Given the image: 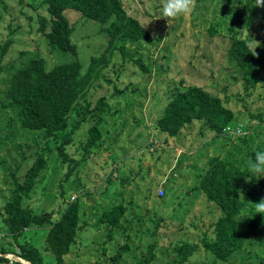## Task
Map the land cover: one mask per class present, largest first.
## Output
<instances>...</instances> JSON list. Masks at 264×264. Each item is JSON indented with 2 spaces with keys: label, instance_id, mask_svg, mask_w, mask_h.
I'll return each mask as SVG.
<instances>
[{
  "label": "rangeland",
  "instance_id": "1",
  "mask_svg": "<svg viewBox=\"0 0 264 264\" xmlns=\"http://www.w3.org/2000/svg\"><path fill=\"white\" fill-rule=\"evenodd\" d=\"M119 1L148 32V42L121 40L112 49L99 23L73 10L65 12L82 70L93 58L100 71L79 103L90 112L102 98L110 108L101 114L100 142L87 152L83 145L94 113L84 120L71 115V126L80 125L65 151L77 165L63 181L67 166L57 159L54 143L46 145L39 135L21 129L17 109L3 99L13 73L30 60L41 59L49 70L74 57L51 49L39 31L40 18L49 20L40 0H0V46L12 40L1 62L7 69L0 74V258L6 260L0 264H10L20 254L18 244L35 248L43 264H56L46 250V229L30 227L14 241L3 223L12 178L22 182L41 150L45 165L24 205L33 215L51 211L56 220L67 204L77 203L79 229L63 264H135L149 256L150 244L154 258L148 264H177L174 248L183 242L198 248L182 264L264 263V227L247 235L227 262L203 251L200 240L213 237V224L222 213L198 190L208 162L228 158L244 177L240 198L257 195L245 211L249 206L256 210L264 200V194H256L264 175L257 178L249 168L250 158L264 151V62L259 65L260 83L250 88L227 54L232 38L246 40L250 50L264 48V8L255 7V0H196L190 15L167 22L163 0ZM102 58L106 65L99 62ZM189 87L216 96L231 112V124L221 135L201 121H192L173 138L159 131L157 120L165 105ZM118 204L124 207L122 228L109 237L108 225L99 220Z\"/></svg>",
  "mask_w": 264,
  "mask_h": 264
},
{
  "label": "trees",
  "instance_id": "2",
  "mask_svg": "<svg viewBox=\"0 0 264 264\" xmlns=\"http://www.w3.org/2000/svg\"><path fill=\"white\" fill-rule=\"evenodd\" d=\"M20 0L19 3H21ZM45 8L49 20L40 18L39 31L43 33L48 46L60 53L70 54L74 57L69 63L59 64L45 70L43 61L39 58L16 70L4 93V101L8 106L17 109V117L21 129L39 135L42 140L54 143L57 159L67 166L66 181L75 169L76 163L68 157L65 146L71 143L73 134L79 128V121L71 126V115L76 114L85 119L94 113L95 121L87 129L83 149L87 152L101 140L99 130L102 121L101 114L109 111L110 105L99 98L93 109L89 112L88 105H80L79 101L91 87V82L100 77L98 66L95 68V59L91 58L85 70L77 58V49L72 42V27L65 15L67 10L78 12L81 17L99 23L102 32L107 37L111 48L121 40L148 42V32L132 17L128 16L119 0H40ZM245 25L250 19H245ZM233 26V23H232ZM12 43L6 40L0 46V74L6 71L1 62L7 48ZM123 52V46H118ZM242 71V78L246 85L254 88L260 83L259 65L264 62V48L250 50L246 40L232 38L227 51ZM102 65L107 64L105 58L100 59ZM116 91V90H115ZM81 107V110H77ZM90 116V115H89ZM91 117V116H90ZM232 114L223 106L216 96L208 94L198 87H189L176 93L165 105L157 128L167 137L173 138L192 121H201L215 136L231 124ZM48 150V147H45ZM44 150L26 170L22 182L14 177L13 189L8 200L3 205L4 225L9 231L10 239L17 241L23 231L30 227L46 229V250L54 257L56 264H63L62 257L69 251L74 243L79 229V210L77 203H69L62 210L61 215L54 221L53 212H44L33 215L27 205L35 180L45 165ZM244 182L241 172L234 168L228 158L215 157L207 164V169L198 181V190L206 201L221 210V216L213 224V237L207 239L205 235L200 240L203 251L213 257L215 261L227 262L229 257L245 244L247 235H254L264 227V214L257 213L254 206L248 207V200H256L257 195H247L240 198L239 188ZM264 194V185L259 187L256 194ZM124 207L120 204L103 212L100 222L108 225V236L113 231L121 229L119 223ZM125 247V246H122ZM122 247L113 255L118 259ZM20 254L18 257L28 264H43L42 258L35 248L18 244ZM197 244L186 242L174 248L182 264L197 250ZM154 245L148 248V257L144 256L135 264H148L154 258ZM1 248V252H7ZM0 262H5L0 258ZM11 264H21L12 262ZM23 264V263H22ZM260 264H264L263 261Z\"/></svg>",
  "mask_w": 264,
  "mask_h": 264
},
{
  "label": "clouds",
  "instance_id": "3",
  "mask_svg": "<svg viewBox=\"0 0 264 264\" xmlns=\"http://www.w3.org/2000/svg\"><path fill=\"white\" fill-rule=\"evenodd\" d=\"M196 0H163L162 17L169 20H175L181 16H188L195 7ZM255 7L264 8V0H255ZM250 171L257 178L264 175V151L255 153V157L250 158ZM257 213L264 214V200L256 204Z\"/></svg>",
  "mask_w": 264,
  "mask_h": 264
},
{
  "label": "built area",
  "instance_id": "4",
  "mask_svg": "<svg viewBox=\"0 0 264 264\" xmlns=\"http://www.w3.org/2000/svg\"><path fill=\"white\" fill-rule=\"evenodd\" d=\"M160 195H162V191H160ZM13 261H19L23 264H26L25 262H23L18 256H13ZM12 260H10V264L12 263Z\"/></svg>",
  "mask_w": 264,
  "mask_h": 264
},
{
  "label": "bare ground",
  "instance_id": "5",
  "mask_svg": "<svg viewBox=\"0 0 264 264\" xmlns=\"http://www.w3.org/2000/svg\"><path fill=\"white\" fill-rule=\"evenodd\" d=\"M27 264V263H26Z\"/></svg>",
  "mask_w": 264,
  "mask_h": 264
}]
</instances>
